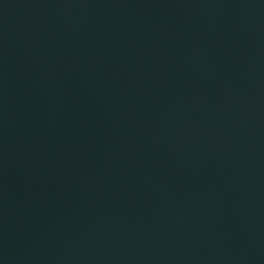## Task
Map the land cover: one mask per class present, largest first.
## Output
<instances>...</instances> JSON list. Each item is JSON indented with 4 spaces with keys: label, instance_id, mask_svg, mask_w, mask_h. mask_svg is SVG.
<instances>
[{
    "label": "water",
    "instance_id": "water-1",
    "mask_svg": "<svg viewBox=\"0 0 264 264\" xmlns=\"http://www.w3.org/2000/svg\"><path fill=\"white\" fill-rule=\"evenodd\" d=\"M0 264H264V0H0Z\"/></svg>",
    "mask_w": 264,
    "mask_h": 264
}]
</instances>
